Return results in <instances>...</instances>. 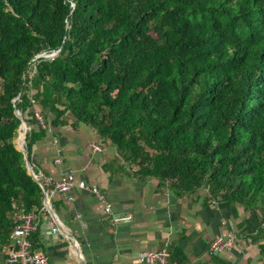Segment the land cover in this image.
<instances>
[{"label": "trees", "instance_id": "trees-1", "mask_svg": "<svg viewBox=\"0 0 264 264\" xmlns=\"http://www.w3.org/2000/svg\"><path fill=\"white\" fill-rule=\"evenodd\" d=\"M31 99L136 176L249 211L264 264V0H0V249L16 209L43 207L14 143Z\"/></svg>", "mask_w": 264, "mask_h": 264}, {"label": "crops", "instance_id": "crops-1", "mask_svg": "<svg viewBox=\"0 0 264 264\" xmlns=\"http://www.w3.org/2000/svg\"><path fill=\"white\" fill-rule=\"evenodd\" d=\"M38 111L35 102L24 119L22 144L27 132L34 133L29 161L43 188V208L32 212L37 226L30 239L47 264H148L139 253L162 247L174 264H261L256 244L244 236L254 231L253 216L239 227L249 211L216 201L204 187L179 194L166 182L136 176L109 137L70 114L53 123L48 113L41 124ZM68 171L98 187L109 215L88 189L51 192ZM229 232L235 239L228 250H208L216 235ZM0 264H6L3 248Z\"/></svg>", "mask_w": 264, "mask_h": 264}, {"label": "built area", "instance_id": "built-area-1", "mask_svg": "<svg viewBox=\"0 0 264 264\" xmlns=\"http://www.w3.org/2000/svg\"><path fill=\"white\" fill-rule=\"evenodd\" d=\"M52 56V52L49 53ZM34 72V71H33ZM32 72L29 74L31 75ZM17 98V97H16ZM31 103L35 101L31 99ZM34 115L43 124V119L38 112ZM94 148L98 146L94 145ZM88 189L103 204L106 215L110 213V203L106 196L98 189L95 184H89L84 179L76 180L72 172L68 171L54 184L51 192L69 194L74 188ZM43 208V207H42ZM37 223L32 212H26L22 208L16 214L15 226L9 234L8 243L3 247L6 264H47V256L40 251L33 250L30 236L36 229ZM55 231V229H52ZM235 239L232 232L226 235L218 234L214 237L208 246L210 252H219L228 250ZM138 259L148 264H173L170 261V253L166 247L158 250H145L139 253Z\"/></svg>", "mask_w": 264, "mask_h": 264}, {"label": "water", "instance_id": "water-1", "mask_svg": "<svg viewBox=\"0 0 264 264\" xmlns=\"http://www.w3.org/2000/svg\"><path fill=\"white\" fill-rule=\"evenodd\" d=\"M58 50H59V49L52 51V55L55 54ZM49 55H50L49 53L41 52V53L37 54L35 57H39V56H49ZM14 113H15V114L19 117V119L21 120V124H20V126H19V128H18V130H17V135L19 134V130H20V128L23 129V132H24V134H25V132H26V128H27L26 121L24 120V118L22 117V115H21V113H20V111H19L18 109H15V110H14ZM16 139H17V138H16ZM15 146H16V148H17L18 150H20V151L23 153V155H24L25 164H26V168H27L28 173L33 177V179H34L35 181H39L38 178H37V176L34 174V172H33V170H32L31 163H30V161H29V159H28L26 145H23L22 143H21V144H18L17 141H16ZM117 218H118V217H117Z\"/></svg>", "mask_w": 264, "mask_h": 264}, {"label": "bare ground", "instance_id": "bare-ground-1", "mask_svg": "<svg viewBox=\"0 0 264 264\" xmlns=\"http://www.w3.org/2000/svg\"><path fill=\"white\" fill-rule=\"evenodd\" d=\"M16 140H17V143H18V144H21V143H22V142H21V139H20V134L17 135V139H16Z\"/></svg>", "mask_w": 264, "mask_h": 264}, {"label": "rangeland", "instance_id": "rangeland-1", "mask_svg": "<svg viewBox=\"0 0 264 264\" xmlns=\"http://www.w3.org/2000/svg\"><path fill=\"white\" fill-rule=\"evenodd\" d=\"M16 138H17V133H16V136H15V138H14V143H16V141H17Z\"/></svg>", "mask_w": 264, "mask_h": 264}]
</instances>
